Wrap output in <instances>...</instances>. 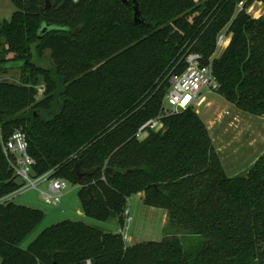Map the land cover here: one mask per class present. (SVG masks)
Here are the masks:
<instances>
[{
	"label": "trees",
	"instance_id": "1",
	"mask_svg": "<svg viewBox=\"0 0 264 264\" xmlns=\"http://www.w3.org/2000/svg\"><path fill=\"white\" fill-rule=\"evenodd\" d=\"M11 2L0 70L21 62L26 77L0 80V200L20 188L2 145L22 130L35 177L52 172L78 186L87 217L118 218L123 229L129 199L143 194L196 239L130 246L121 232L66 220L23 249L45 214L11 201L0 203V264H264V155L229 177L194 108L163 114L171 76L196 53L224 99L264 116V15L246 13L264 0H137L141 23L122 0ZM223 31L231 42L215 56ZM155 119L162 129L140 140Z\"/></svg>",
	"mask_w": 264,
	"mask_h": 264
},
{
	"label": "rangeland",
	"instance_id": "2",
	"mask_svg": "<svg viewBox=\"0 0 264 264\" xmlns=\"http://www.w3.org/2000/svg\"><path fill=\"white\" fill-rule=\"evenodd\" d=\"M254 3L252 14L258 16L257 12L260 11L264 15V3ZM14 12L15 7L11 0H0V25L4 21H10ZM1 44L0 40V51L3 48ZM221 53L217 52V56ZM43 65L47 66V63L44 62ZM5 68L0 70V80L16 84L24 82L26 73L21 62H10ZM41 95L39 93V99ZM202 95L207 101L201 107L195 106L194 109L199 111V116L207 124L226 174L229 177L246 176L255 161L264 155V116H253L240 111L218 92L203 91ZM45 188L46 185L40 186V189ZM78 191L79 187L70 183L61 203L57 206L46 204L40 192L34 189L12 200L16 205L39 209L45 214L39 227L22 243L23 249H27L45 229L66 220L82 222L107 233L121 232L122 227L118 218L99 221L87 217L84 213L80 215L79 211H82V208ZM127 209L132 219L130 223H126L125 220L124 235L122 233L127 245L162 241L167 237L176 236L184 248H187L190 242L196 239L190 235L187 228L171 222L166 210L146 206L143 194L133 195L128 201Z\"/></svg>",
	"mask_w": 264,
	"mask_h": 264
},
{
	"label": "built area",
	"instance_id": "3",
	"mask_svg": "<svg viewBox=\"0 0 264 264\" xmlns=\"http://www.w3.org/2000/svg\"><path fill=\"white\" fill-rule=\"evenodd\" d=\"M257 3V2H256ZM262 3V2H258ZM254 4H251L246 13L253 19H259L263 14L259 12L258 16L252 14ZM245 8L244 2L238 4L241 11ZM231 42V35L223 31L217 39V52H223ZM185 69L182 73L171 76L170 89L168 90L163 103V114L170 115L178 113L195 106H200L206 101L202 95L203 91L208 93L218 92L220 84L212 71V66L204 65L202 58L196 53L188 54L185 57ZM38 92L43 94L44 88H38ZM163 124L159 119L147 122L140 128L137 136L140 140L144 139L149 130L159 131ZM3 153L9 164L13 176L18 180L20 188L3 197L1 204L11 202L16 197L30 191L38 190L46 204L57 206L61 203L65 191L68 189L69 182L66 179L53 177L52 172L39 177L34 175L35 160L28 152L29 143L26 134L22 130H16L10 139L3 143ZM46 185L45 189L40 186ZM126 223L131 222L130 212H125Z\"/></svg>",
	"mask_w": 264,
	"mask_h": 264
},
{
	"label": "water",
	"instance_id": "4",
	"mask_svg": "<svg viewBox=\"0 0 264 264\" xmlns=\"http://www.w3.org/2000/svg\"><path fill=\"white\" fill-rule=\"evenodd\" d=\"M123 3H132L134 6V15H135V21L137 23H141L142 21L140 20V11H139V6L137 3V0H122ZM49 28L47 26L44 27L43 31L46 32Z\"/></svg>",
	"mask_w": 264,
	"mask_h": 264
},
{
	"label": "crops",
	"instance_id": "5",
	"mask_svg": "<svg viewBox=\"0 0 264 264\" xmlns=\"http://www.w3.org/2000/svg\"><path fill=\"white\" fill-rule=\"evenodd\" d=\"M206 101H207V99H206ZM206 101H205V102H206ZM205 102H204V103H205ZM204 103H203V104H204ZM203 104H201L200 106H196V107H201ZM232 105H233V104H232ZM196 112L199 114V111H198V110H196ZM205 124H206V123H205ZM206 125H207V124H206ZM207 128H208V127H207ZM208 130H209V129H208ZM259 158H260V157H259ZM259 158H258V159H259ZM258 159H257V160H258ZM257 160H256V161H257ZM256 161H255V163H256ZM255 163H254V164H255ZM82 211H83V210H82ZM82 211H79V214H80V215H82V213H83ZM165 212H166V211H165ZM125 230H126V229H125ZM121 233H123V235H124V230H123V229L121 230Z\"/></svg>",
	"mask_w": 264,
	"mask_h": 264
}]
</instances>
